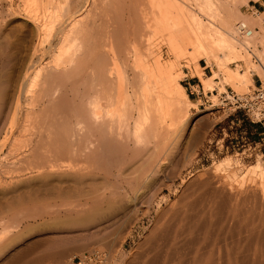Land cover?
<instances>
[{"label": "bare ground", "instance_id": "obj_1", "mask_svg": "<svg viewBox=\"0 0 264 264\" xmlns=\"http://www.w3.org/2000/svg\"><path fill=\"white\" fill-rule=\"evenodd\" d=\"M19 1L17 9L8 2L4 15L22 19L19 34L30 27L34 42L17 63L10 54L12 34L0 42V196L64 201L42 214L69 223L66 236L43 244L48 251L73 234L90 242L119 227L132 238L148 226L145 246L155 256L145 249L146 255L136 256L139 262L149 256L150 264H231L227 236L246 226L249 196L264 199V168L258 165L245 179L227 174L209 192L200 187L204 193L197 199L192 186L198 178L181 194L161 179L184 153L181 138L191 131L197 108L181 84L182 62L198 73L203 89L196 91H204L212 108L228 88L242 98L250 95L254 77L264 75V12L244 14L248 0ZM201 61L212 76L201 73ZM248 184L254 186L250 192ZM167 190L169 199L160 198ZM201 197L209 198L208 208L200 207ZM105 206L110 212L96 220ZM22 222L2 226L1 253L23 238ZM80 222L83 228L76 230ZM212 240L225 246L211 245L218 257L203 252ZM93 252L108 262V255ZM65 256L52 255L49 262L62 264Z\"/></svg>", "mask_w": 264, "mask_h": 264}, {"label": "rangeland", "instance_id": "obj_2", "mask_svg": "<svg viewBox=\"0 0 264 264\" xmlns=\"http://www.w3.org/2000/svg\"><path fill=\"white\" fill-rule=\"evenodd\" d=\"M253 1L255 2V0ZM8 2L12 3L16 9L22 6L19 0H12V2L11 0L9 1L0 0V20H1L0 21V37H1L0 42L4 38L6 39L8 38L7 40L9 41L8 36L12 34L11 35L12 39L10 38L9 43L13 45L12 46L13 48H11L12 51L10 50V54L14 52L12 56H16L13 59L17 63V61L19 62L20 58H22L24 54L26 53L27 47H29L28 45L34 42V38H31V37H34V33H31L33 31L29 27V28H25L24 31L23 30L20 31L21 34H19L18 27L21 28L20 25L21 24L23 25L24 22L22 19H18V20L10 19L11 20L10 21L9 18H7L6 15H4L5 12L3 11H6V9L8 8L9 6ZM256 2H259V1H256ZM254 5L255 3L248 2V6L242 7L241 10L242 12H244V14H247L250 16H254L256 13H262L260 12L261 10L259 9L258 5H256V8L254 7ZM256 9H258L259 11H257ZM2 18H4L6 21ZM3 20L8 25L5 22H3ZM4 30L7 32H5ZM15 43L16 45H14ZM14 46L15 48L19 47L17 48L18 52L16 51V49H14ZM18 49L21 51H19ZM0 51H2V49H0ZM2 52H0L1 55H2ZM20 53L23 54L22 57H20L21 56ZM1 55H0V66H1ZM166 55H167V51L165 50V58L167 57ZM17 58L18 60L16 61ZM185 62H182V67L184 68L183 69L184 79L182 80L181 84L185 88L186 94L188 98L190 99V101L197 104V108L191 111L192 112L191 114L192 127L190 129L191 131L184 133L183 137L181 138L182 140L181 149L185 154L183 153L182 156L179 157L178 159L179 162H176L177 165H175L170 171H168L164 179L162 178L161 180L163 183L172 182L174 185L173 186L174 190H176L178 194H181L186 184L198 178L196 179L199 181V182L196 181L198 184L195 182L194 185L192 186L193 187L192 191H196V194H197L196 199H197L198 197H200V194L204 193L203 191L201 193L202 189H200V187H203V189L207 188L206 190L209 192L208 189L217 188L220 182L225 179L227 174L237 173L240 179H245L252 170L258 167V165H261L262 168H264V157L262 156V153H263L262 149H264V145H263L264 140L261 141L262 138L264 139V136H255L252 139V137L246 135V132L244 130V126H245L244 124L248 123L246 121L247 116L245 115L244 112H234L232 107L227 105V103H224V99L226 96H221L219 98L220 104L218 103V106L216 105L213 108L211 107L213 106L211 99H209V97L204 96V91L201 90V94H202V95L200 94L201 99L197 100L198 96L196 93L198 90L196 91V87H191L189 84H192V85L200 84V80L198 79V76H197L198 73L194 70V68H191L190 71L192 73H189L186 69L188 64ZM199 65L205 69L204 71L201 72L202 74H204L205 76L213 75L212 68H207V65L205 64L204 61H201ZM230 67L235 68V66L233 65ZM1 71L2 70L0 69V73ZM259 78L263 82V89H264V79H263L264 75H263V78L255 76L254 80L258 82L257 87L256 85L251 87L248 93H252L253 91L260 88L261 82L259 83V80H260ZM200 86H201V89H203L202 84H200ZM230 90H232V88H228V92ZM192 93H195V95ZM209 95L212 96V93H210ZM213 119L216 120L217 122L214 121L215 122L214 123ZM236 119L240 120L241 122L240 123L237 122ZM190 133H196V134L200 133L199 134L200 138L198 140L197 139L195 140L191 136ZM254 175H256V173H254ZM211 180L213 181V183ZM203 181H204V184H203ZM224 181H226V179ZM208 182L210 184H208ZM201 183L203 184L202 186L199 185ZM205 184L212 185L213 187L212 186L206 187ZM252 186L253 185L251 184L247 185L246 188L247 190L249 188V192L251 191L250 189H253L254 186L253 187ZM170 194H173V193L167 190L163 195L160 196V198L164 200H168L169 197L171 196ZM249 198L246 201V205L244 208L245 209L244 219L246 221L244 224L246 226H244L242 233L241 234L238 233V236H237V234H235V232L237 233V231L234 228L232 232L229 233L227 236L228 249L230 250V248H232L231 251H233V253L235 252L233 254L229 251L231 256L234 255L233 256L234 259L230 256V260L231 259L234 260L233 262L230 261L232 262L231 264H235L236 260H237L236 264H238L239 262L240 264H264V206H263L264 199L261 200L257 198L259 200L257 199L251 200L254 197H251L250 199ZM32 199L28 201L25 198V201L24 199H22V201L15 200L16 201L15 202L14 200H5L0 196V232L2 231V228L4 226L5 227L7 226L6 223L8 224L9 222H12V220H15L17 218L22 219V221H24L22 222L21 226H22V230L23 228L25 229V232H24L25 234H23L24 235L23 238L19 239V242H17V244H15L14 247L11 248L10 246H8L10 247L9 249L5 248L2 250V253L0 252V254L2 255L0 256V264H24V263L53 264L52 262H49L50 257L52 255H56L59 253H63L64 256L66 255L65 256L66 258L62 262V264H65L66 262L70 261V259L77 257V256L78 257L83 256L84 254L92 250H99L102 253H105L106 255H108V262L106 261L107 264H143L142 262H145V261L146 263L151 262V260L153 259V256H155L153 255L155 253L148 250V248H146L147 246H145L146 239L150 235V229L148 228V226H147V229L138 228L135 231L132 238L126 235L128 232L124 234L119 227L109 228L105 233L103 232L104 235L103 233H100L99 237H97L96 239L94 238L90 242H86L85 240L83 241V237L80 234H73V237H71V239H67V241H64L59 247L50 249L53 252L50 250L48 251L43 247V244L47 242L49 239H51L52 237H55L56 235L66 236L65 233H67V231L63 230V228H65L69 223L67 224V221L65 222L64 218H61L59 220L58 218L51 219L47 215H42V214H44L45 211L50 210V209L53 210V209L61 208L58 205H62L64 201L63 200H57V201L56 200H52V201L51 200H37V199L34 200V198ZM201 199H202V203L200 207L203 206L202 208H208L210 206L209 205L210 200H208L209 198L206 197L204 199V197H201ZM172 200H175V195L173 196ZM205 200H207V202ZM13 201L15 202L13 205L15 208L11 206L9 208L10 210L8 211L7 203L10 202L11 204V202ZM65 201L67 204V200ZM79 201H84V200H79ZM123 201L124 200H115V202L116 203L118 202V204H122ZM55 203H57V205ZM10 204L8 203V205ZM15 205L16 206L18 205V206L16 207ZM48 207H51V208L49 209ZM4 208H7V209H4ZM15 209L17 211H15ZM40 209L41 210L43 209V210L41 211ZM108 211H109V206L103 207V210L101 212L99 211L96 213L99 216V217L95 216V218L96 217L98 218V219L96 218V220H99L101 216H104V213L106 216ZM65 220H68V219H65ZM47 221L48 223L46 224ZM54 221L56 223L57 222L59 223L56 224ZM50 223H52V225ZM80 223L81 225L79 224L76 230H81L83 228L82 225L84 224L82 222ZM125 236L127 237V239ZM61 239H56V241H61ZM212 242L213 240L209 242L210 244L207 243L209 245L206 244V248L207 249L209 248L208 250L206 248L205 250H203L206 257L208 254L211 255L209 252L213 253L212 256L218 257V255L216 254H218L217 252H219V250L216 252L214 248H216L217 246L215 247L214 245H212L214 243ZM211 245L214 246V248ZM221 245L219 243V246L222 249V246L224 245L222 246ZM44 250H46L47 252ZM144 250L146 251V253L147 251L150 252L148 253V255H151L150 257L152 259L149 256H147V258L145 257L146 260L144 258L142 259L145 261L141 260L142 262H139L140 260H136V258L141 254L140 252L142 251H143V254L146 255ZM45 255L46 256L49 255L50 256L49 259ZM148 258L151 260H149ZM214 260L217 261L216 258ZM151 264H153V262Z\"/></svg>", "mask_w": 264, "mask_h": 264}, {"label": "built area", "instance_id": "obj_3", "mask_svg": "<svg viewBox=\"0 0 264 264\" xmlns=\"http://www.w3.org/2000/svg\"><path fill=\"white\" fill-rule=\"evenodd\" d=\"M263 82L259 89L252 92L250 95L242 98L234 93L233 90L228 92L229 98L224 99L233 108L234 112H244L250 122L254 125L264 124V89ZM198 94V93H196ZM201 93H199L200 95ZM228 94H224L226 97ZM104 255L99 252L86 253L80 257H74L67 264H105Z\"/></svg>", "mask_w": 264, "mask_h": 264}, {"label": "crops", "instance_id": "obj_4", "mask_svg": "<svg viewBox=\"0 0 264 264\" xmlns=\"http://www.w3.org/2000/svg\"><path fill=\"white\" fill-rule=\"evenodd\" d=\"M255 3V5H254V7L256 8V5H258V7H259V9L261 10L260 12H264V0H261V1H259V2H254L253 0H250L249 1V3ZM257 11H259L258 9H256ZM260 79V78H259ZM260 82H262V80L260 79L259 80V83ZM254 83H255V85H256V87H257V84H258V82L257 81H255L254 80ZM191 87H196V86H198V87H200V84H197V85H192V84H189ZM263 86V85H262ZM192 94H194L195 95V93H192ZM202 95V94H201ZM197 100H199V99H201L200 98V95L199 94H197ZM242 117H244V116H242ZM237 120V122H241L240 120H238V119H236ZM246 121L248 122V123H246V124H244L245 126H244V130H245V132H246V135L247 136H250V137H252V139L255 137V136H264V124L263 125H254V124H252L251 122H250V120L248 119V118H246ZM262 140H264L263 138L261 139V141ZM261 145V144H260ZM263 145H264V143H263ZM255 150H256V148H255ZM262 156L264 157V149H262Z\"/></svg>", "mask_w": 264, "mask_h": 264}]
</instances>
